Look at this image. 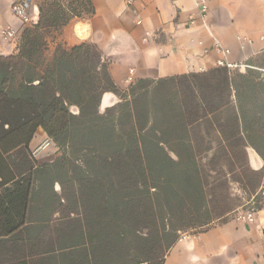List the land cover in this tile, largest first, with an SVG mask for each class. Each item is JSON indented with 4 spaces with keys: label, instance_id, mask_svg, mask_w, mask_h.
<instances>
[{
    "label": "trees",
    "instance_id": "obj_1",
    "mask_svg": "<svg viewBox=\"0 0 264 264\" xmlns=\"http://www.w3.org/2000/svg\"><path fill=\"white\" fill-rule=\"evenodd\" d=\"M76 1L82 10L48 0L17 53L0 55V264H165L182 233L240 206L232 182L260 186L248 149L264 159V70L247 62L123 90L95 43L47 56L50 35L95 12ZM106 92L120 100L102 111ZM39 127L59 154L34 169Z\"/></svg>",
    "mask_w": 264,
    "mask_h": 264
},
{
    "label": "crops",
    "instance_id": "obj_2",
    "mask_svg": "<svg viewBox=\"0 0 264 264\" xmlns=\"http://www.w3.org/2000/svg\"><path fill=\"white\" fill-rule=\"evenodd\" d=\"M15 1L0 0V28L11 26L18 31L15 42L0 41V55L18 51L23 23L12 13ZM91 2L95 8L92 15L74 17L49 36L50 54L58 44L70 48L82 42L95 43L123 90L140 78L158 79L217 67L216 54L202 22L192 24L189 20L197 14L194 0ZM31 12L39 16L35 3ZM208 20L222 43L231 48L232 61L250 62L264 70V0H211ZM245 37L253 39V43L244 40ZM205 48L210 51L205 53ZM131 69H134L133 80L129 81ZM119 100L115 93L106 92L100 108L105 110ZM29 151L27 161L36 169L37 165L53 162L59 147L39 127ZM248 159L255 170L264 166V159L253 148L248 149ZM4 174L10 175L7 171ZM13 175L20 176L15 172ZM56 189L59 190L58 185ZM2 190L0 186V193ZM32 214L36 220L37 213ZM0 230H4L1 223ZM165 264H264V207L258 210L253 223L233 216L203 232L181 238L170 249Z\"/></svg>",
    "mask_w": 264,
    "mask_h": 264
},
{
    "label": "built area",
    "instance_id": "obj_3",
    "mask_svg": "<svg viewBox=\"0 0 264 264\" xmlns=\"http://www.w3.org/2000/svg\"><path fill=\"white\" fill-rule=\"evenodd\" d=\"M197 8V14L191 15L189 20L192 24L200 20L212 42V51L216 54L215 63L217 67H226L228 69H241L245 70L246 68H254V66L248 64L247 62H234L230 59L231 48L227 47L219 39L211 24L209 23L208 17L211 9V0H194ZM128 3H132V0H128ZM34 4V0H16L12 6L11 10L13 15L18 18L23 24H35L38 20L37 16H34L31 12ZM141 21L139 20L138 23ZM18 31L14 27H1L0 28V41L7 43L15 42L17 38ZM147 40V38H145ZM244 40L249 43H253V39L245 37ZM210 49L205 48L204 52L208 53ZM134 69L130 70V75L128 77L129 81L133 80ZM259 208L250 207L248 209H241L236 212L234 215L235 218L243 222L253 223L256 219V213Z\"/></svg>",
    "mask_w": 264,
    "mask_h": 264
},
{
    "label": "rangeland",
    "instance_id": "obj_4",
    "mask_svg": "<svg viewBox=\"0 0 264 264\" xmlns=\"http://www.w3.org/2000/svg\"><path fill=\"white\" fill-rule=\"evenodd\" d=\"M56 1L57 2H63L66 5H68L69 3H72V5H71L72 8H77L78 10H82L80 7L79 1H76V0H56ZM50 2H48V0H34V3L38 6V9H40V7L47 8L48 4H50ZM40 16H41V13L39 11V17ZM83 16H84V18L88 17L86 14H84ZM46 24L47 23L45 22L44 25H46ZM32 25L33 24H28V23L23 24L22 31L26 27H29ZM47 56H49V57L51 56L50 53L48 52V50H47ZM256 170H260L263 174L262 180L260 182V186L258 187L256 192H254V193L249 192L250 189H248L247 187L245 188L244 185H242L236 181L232 182L230 184V195L232 198L235 199V202L237 204H240V206L230 214L229 218L233 217L238 210H241V209L245 210V209H248V208L253 207V206L257 207L260 204L262 206H264V166L261 167L260 169H256ZM217 223H220V221L215 222L213 225H215ZM195 233H196L195 231L184 232V233H182V238L188 237L191 235H195ZM196 234H198V232Z\"/></svg>",
    "mask_w": 264,
    "mask_h": 264
}]
</instances>
